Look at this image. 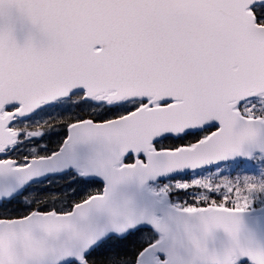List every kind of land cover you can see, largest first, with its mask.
<instances>
[{
  "label": "snow or ice",
  "instance_id": "obj_1",
  "mask_svg": "<svg viewBox=\"0 0 264 264\" xmlns=\"http://www.w3.org/2000/svg\"><path fill=\"white\" fill-rule=\"evenodd\" d=\"M0 264H264V0H0Z\"/></svg>",
  "mask_w": 264,
  "mask_h": 264
},
{
  "label": "trees",
  "instance_id": "obj_2",
  "mask_svg": "<svg viewBox=\"0 0 264 264\" xmlns=\"http://www.w3.org/2000/svg\"><path fill=\"white\" fill-rule=\"evenodd\" d=\"M50 114V113H49ZM61 115L63 113H60ZM62 131V130H61ZM61 131L47 132L41 138V142H47L48 148L60 139ZM43 151V150H42ZM188 178V177H185ZM97 184H89L76 176L73 170L61 174L50 175L42 180L34 182L25 187L21 193L14 196L16 205H23L24 207H31L40 200L43 196H52L59 194L60 200L69 199V192L75 190L76 194H82L88 187H96ZM29 201L30 203H25ZM49 204H57L59 201H48Z\"/></svg>",
  "mask_w": 264,
  "mask_h": 264
},
{
  "label": "water",
  "instance_id": "obj_3",
  "mask_svg": "<svg viewBox=\"0 0 264 264\" xmlns=\"http://www.w3.org/2000/svg\"><path fill=\"white\" fill-rule=\"evenodd\" d=\"M69 170H72V169H67V170L62 171V172L48 173V174H46V175H44V176H42V177H40V178H38V179H35V180L29 182L27 185H25L22 189H20L19 192H18L17 194H15V196L18 195L19 193H21L22 190H23L25 187H27L28 185H30V184H32V183H34V182H37V181H39V180H42V179H44V178H46V177H48V176H50V175L61 174V173L67 172V171H69Z\"/></svg>",
  "mask_w": 264,
  "mask_h": 264
}]
</instances>
